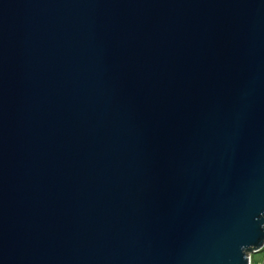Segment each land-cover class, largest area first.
I'll return each instance as SVG.
<instances>
[{
  "label": "water",
  "instance_id": "1",
  "mask_svg": "<svg viewBox=\"0 0 264 264\" xmlns=\"http://www.w3.org/2000/svg\"><path fill=\"white\" fill-rule=\"evenodd\" d=\"M263 247L264 0H0V264Z\"/></svg>",
  "mask_w": 264,
  "mask_h": 264
},
{
  "label": "rangeland",
  "instance_id": "2",
  "mask_svg": "<svg viewBox=\"0 0 264 264\" xmlns=\"http://www.w3.org/2000/svg\"><path fill=\"white\" fill-rule=\"evenodd\" d=\"M255 253V254H254ZM252 255H254V261L258 264H262V259L264 257V252L263 251H257V252H253L251 254V259H252ZM260 260V261H259Z\"/></svg>",
  "mask_w": 264,
  "mask_h": 264
},
{
  "label": "trees",
  "instance_id": "3",
  "mask_svg": "<svg viewBox=\"0 0 264 264\" xmlns=\"http://www.w3.org/2000/svg\"><path fill=\"white\" fill-rule=\"evenodd\" d=\"M261 251L264 252V247L261 249ZM254 254H255V253H254ZM259 261H260V260H259ZM251 264H258V263H256V262L254 261V255H252ZM262 264H264V257H263V259H262Z\"/></svg>",
  "mask_w": 264,
  "mask_h": 264
}]
</instances>
